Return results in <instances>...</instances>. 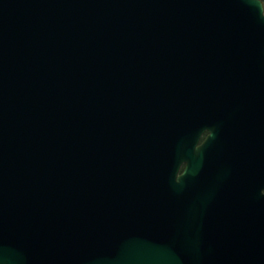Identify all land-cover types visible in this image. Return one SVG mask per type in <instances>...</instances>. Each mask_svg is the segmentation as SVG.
<instances>
[{"label": "water", "instance_id": "1", "mask_svg": "<svg viewBox=\"0 0 264 264\" xmlns=\"http://www.w3.org/2000/svg\"><path fill=\"white\" fill-rule=\"evenodd\" d=\"M0 264H264L262 0H0Z\"/></svg>", "mask_w": 264, "mask_h": 264}, {"label": "flooded vegetation", "instance_id": "2", "mask_svg": "<svg viewBox=\"0 0 264 264\" xmlns=\"http://www.w3.org/2000/svg\"><path fill=\"white\" fill-rule=\"evenodd\" d=\"M208 131H204L202 134H201V136H200V138L198 139V142H197V147H199L200 145H201V143L204 141V139L206 138V136L208 135ZM198 154V153H197ZM183 167H184V165L183 164H181L180 165V167H179V169H178V171H177V176H182V174H183ZM182 181V180H181ZM194 182V181H193Z\"/></svg>", "mask_w": 264, "mask_h": 264}, {"label": "trees", "instance_id": "3", "mask_svg": "<svg viewBox=\"0 0 264 264\" xmlns=\"http://www.w3.org/2000/svg\"><path fill=\"white\" fill-rule=\"evenodd\" d=\"M263 1V6H264V0H262Z\"/></svg>", "mask_w": 264, "mask_h": 264}]
</instances>
